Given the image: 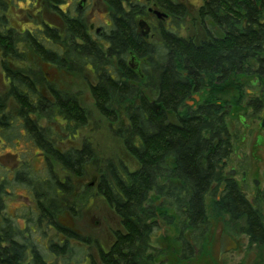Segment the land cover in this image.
Here are the masks:
<instances>
[{"label":"trees","instance_id":"16d2710c","mask_svg":"<svg viewBox=\"0 0 264 264\" xmlns=\"http://www.w3.org/2000/svg\"><path fill=\"white\" fill-rule=\"evenodd\" d=\"M160 1L166 13L185 15L172 0ZM260 1L204 0L199 20L212 23L220 35L196 46L163 29L162 45L147 43L138 33L143 5L136 0H103L110 19L107 29L94 36L75 0H32L31 8L45 5L63 28L41 20L23 30L10 24L13 0H0L6 80L5 96H0V153L9 149L15 156L12 168L0 166V264H72L77 243L82 248L95 244L60 221L61 215L74 216L88 203L89 187L77 189L75 179L90 164L97 175L95 194L121 224L108 253L100 255L102 264H161L156 258L162 251L151 243L161 222L176 230L180 261H190L207 232L209 198L215 216L228 215L234 222L248 217L257 242L261 229L255 214L224 176L231 151L230 109L215 103L220 99L211 92L231 80L236 89L231 106L240 110L245 79L248 83L264 74ZM29 58L67 73H92L94 108L132 163L98 155L93 138L66 147L79 139L91 113L77 95L55 88L41 73L37 78L34 68L23 65ZM131 58L138 69L130 67ZM206 87L211 90L202 103L188 107L189 96ZM11 198L22 202L9 212ZM245 229L246 224L241 231Z\"/></svg>","mask_w":264,"mask_h":264},{"label":"rangeland","instance_id":"374dc122","mask_svg":"<svg viewBox=\"0 0 264 264\" xmlns=\"http://www.w3.org/2000/svg\"><path fill=\"white\" fill-rule=\"evenodd\" d=\"M79 1L81 0H76V3ZM12 3L9 12L10 24L18 30L35 27L41 20L61 29L63 28V24L59 17L43 4L41 5L39 3L31 8L30 6L34 4L32 0H13ZM185 4L187 6V16L185 20L186 24L190 26L192 18L196 15V7L194 5H196L197 2L189 0ZM28 6L31 8L29 12L26 11ZM155 10L160 12V9ZM82 11L87 24L91 26V33L93 36L95 35V30L99 28L107 29L110 16L103 0H86L83 4ZM139 20L143 21L149 28L148 24H150L151 21L150 17H142L139 18ZM1 59L0 55V96H5L6 80L2 69ZM134 60H129V63H131L130 67H136L138 69L139 63ZM23 65L34 68L37 71V78H40V75L43 74L49 79L55 88L77 95L80 104L91 113V119L88 121L87 125L81 129L79 139L73 142L68 141L66 147L79 146L80 141L84 137L88 139L93 138L98 147V155L104 153L108 155L113 154L125 162L130 161L132 163L122 148L121 142L112 136L106 121L94 108L90 91L91 86L94 84V77L91 72L86 71L83 75L67 73L34 58H29L27 63ZM40 89L43 93H46L42 84H40ZM235 90L236 89L232 86L231 80H229L213 90L211 95L222 101L230 100V102H232L236 98ZM191 100L193 101V99L190 98L188 102H191ZM190 105H193V103H190ZM238 109L239 107L231 106L226 120L227 126L232 135H239L238 133H240L238 125L240 110ZM0 154L2 155L0 157V166L9 169L15 165V156L10 155L14 154L13 150L5 149V151ZM235 156L236 155L232 156L233 162L236 160ZM233 167L234 164L229 163L225 166L224 170L226 172ZM96 182L97 175L95 173V168L93 164H90L85 167L84 175L75 179V186L77 189L86 186L89 187L90 194H88V203L74 216L68 214L61 215L60 221L68 228H72L82 235L91 238V240H94L103 249H108L113 241L112 232L119 227V219L105 201L95 194L93 184ZM20 193L21 192H19V194ZM216 198H219V195H217ZM210 200L211 198L207 200V214L209 218L207 232L203 235L201 244L195 247L194 258L188 262H182L176 257L177 248H179L178 244L174 241L176 230L171 225H165L164 222L160 223V228L155 231L151 243L156 250L167 253L166 256L162 257L166 259V264H255L256 256L260 257L262 263H264V250H258V253H256L253 249H246L249 246V243L239 230L242 222H231L226 215L221 217L215 216L209 205ZM21 202L22 199L20 198L8 199L7 203L9 204V212H12L15 208L19 207ZM165 211L168 215H174L172 214L173 211L171 208H166ZM222 234H226L232 238L237 245V249L230 255L219 257V240ZM89 247L90 249H87L86 254L88 255L89 251L93 256V261H96L98 264V256L95 246L91 245ZM80 250H82V248L79 246V249H76V255L71 259L72 264H89L87 262L84 263L83 256H85V253L83 254ZM156 261H160V257L156 258Z\"/></svg>","mask_w":264,"mask_h":264},{"label":"flooded vegetation","instance_id":"af4514ba","mask_svg":"<svg viewBox=\"0 0 264 264\" xmlns=\"http://www.w3.org/2000/svg\"><path fill=\"white\" fill-rule=\"evenodd\" d=\"M136 1L143 5L142 7L143 14L139 18L150 17L152 21V23L150 21V24L147 23L149 28L146 26L147 27L146 35H145V29H142L139 26V21H140L139 18L137 22L139 36H142V38L147 43L162 45L163 40H165L163 37H161L162 29L164 31H169L171 34H176L181 39L187 41L191 40V42L196 46H198L200 42L211 43V41L217 38L216 37L217 35H220V33L216 29V26H214L212 23L208 22L205 25H203L199 20L198 17L199 9L204 4V0H194L197 2V4L194 5L196 7V15L192 18L190 26L186 24V20H185L187 16L186 13L181 18L174 17L173 15L166 13L161 8L160 0H143V1L136 0ZM188 1L189 0H177V1L172 0L173 3L175 2L179 6H182L186 12H187V6L185 3ZM85 2L86 0H81L78 3H76L75 0V7H77L82 13H83L82 11L83 4ZM262 2H264V0H261L259 3ZM72 4L73 1H70V3L65 5L63 9L70 7ZM155 9H160V12ZM258 9H260L261 19H263L264 10H262V8L260 7H258ZM154 11H158L159 13H162L164 16L158 18L154 14ZM89 28L91 30V26H89ZM211 28H213L215 32L214 34L212 33ZM99 31L100 28L95 30V34H98ZM209 31H211V34L209 33ZM259 58L261 57L256 56L255 60H258ZM261 76L258 75L252 76V79L248 80V83H247V78L245 79V85L243 88L244 94L241 97L240 113L238 116V121H239L238 125L240 129L239 131L240 133H238L239 135L237 134L232 135L230 131L231 151L227 159L224 160V165H223V170H224L225 166H227L229 163L234 164V167L230 168V170L226 172L224 170V176L228 180H231L235 183L239 194L243 197V200L246 203V207H248L250 211H252L255 214L254 220L255 222H257L258 228L261 229V233L260 230H258L259 231L258 237L256 236L257 238H255L257 242H254L252 240L253 237L252 235L254 231L252 230L253 229L252 226L250 227L248 225V217H243L241 219L242 225L239 227V230L242 233V235L246 237L249 243V246L246 249H251V250L253 249L255 250L256 253H258L257 252L258 250L259 251L264 250V74ZM210 90L211 89L207 87L202 90H195L186 100L187 106L194 108L200 105L203 101L202 97L204 96L205 92H210ZM195 97H197V99H195ZM190 98H192L193 101L191 100V102H188ZM214 102L220 106H223L224 109L227 108L231 109L230 100H223V101L217 100ZM190 103H193V105H190ZM233 155H236L235 156L236 160L234 162L232 161ZM221 190L222 188H219V192ZM217 199L218 198H216V200ZM226 216L230 219L231 222H234L228 215ZM245 224H246V229L244 230L245 231L244 232L241 231V227L242 226L244 227ZM69 229L75 231L82 237L85 238L87 237L72 228ZM120 230H121V224L119 219V227L112 232L113 241L111 245L108 247V249H103L95 242L94 246L96 249L95 248L94 249L97 252L98 264H102L100 255L108 253L110 247L114 242L115 232L117 233ZM77 245L82 248L81 244L77 243ZM82 249L83 252H85L87 251V249H90V247L88 248L87 246H84ZM236 249L237 246L235 249L230 250L222 255L219 254V257L230 255ZM166 254H167L166 252L162 251V255L160 256L161 264H166V259L162 258L166 256ZM181 254H182V248L179 247L177 248V252H176V257H178L179 260L181 259ZM92 257L93 256L90 253L89 255L85 253V256H83L84 263L87 262L89 264H97L96 261H93ZM255 264H264V263H262L260 257L256 256Z\"/></svg>","mask_w":264,"mask_h":264},{"label":"water","instance_id":"95a60500","mask_svg":"<svg viewBox=\"0 0 264 264\" xmlns=\"http://www.w3.org/2000/svg\"><path fill=\"white\" fill-rule=\"evenodd\" d=\"M154 14L160 18V17H163L164 15L162 13H159L158 11H154ZM139 26L142 28V29H145V35H146V31H147V27L145 25V23L143 21H139ZM134 58H131L130 61H133ZM135 61V60H134ZM131 65V63H130ZM134 70H136L137 68L136 67H132ZM195 99H197V97H195ZM236 243L226 234H222L221 237H220V240H219V254L222 255L230 250H233L236 248Z\"/></svg>","mask_w":264,"mask_h":264}]
</instances>
